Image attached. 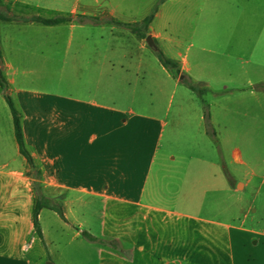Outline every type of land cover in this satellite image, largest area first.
Returning <instances> with one entry per match:
<instances>
[{"label": "crops", "instance_id": "obj_1", "mask_svg": "<svg viewBox=\"0 0 264 264\" xmlns=\"http://www.w3.org/2000/svg\"><path fill=\"white\" fill-rule=\"evenodd\" d=\"M7 1L127 24L142 22L158 4ZM191 2H163L143 37L107 22L2 24L4 74L23 116L26 144L42 170V193L51 199L46 190L54 191L53 201L62 204L66 221L43 209L39 220L44 241L35 235L33 179L0 88V264H31L29 254L37 242L45 256L46 210L59 216L60 234L76 226L77 238L85 231L119 241L120 249L90 241L97 248V264H264V167L260 176L251 168V175L238 182L223 157L246 164L243 148L235 142L237 118L228 105L249 96L260 100L261 95L230 90L227 80L210 72L207 49L196 29L188 45L167 35L178 26L177 17L183 25L192 20ZM208 2L196 9L197 22L205 20L207 9L215 14L221 9L215 0ZM175 6L183 15L170 13ZM64 31L67 36H62ZM149 35L180 65L184 78L211 92L210 121L221 130L220 147L206 141L204 96L161 64L146 41ZM48 60L53 62L54 83L41 88L36 80L42 71L35 61ZM242 72L247 75L246 68ZM215 84L224 85L223 90L211 89ZM144 92L150 93L149 103ZM245 189L262 197L260 216L239 207ZM95 215L97 230L90 223ZM38 258L41 264L40 254Z\"/></svg>", "mask_w": 264, "mask_h": 264}, {"label": "rangeland", "instance_id": "obj_2", "mask_svg": "<svg viewBox=\"0 0 264 264\" xmlns=\"http://www.w3.org/2000/svg\"><path fill=\"white\" fill-rule=\"evenodd\" d=\"M3 1L6 3H16L7 0ZM191 1L192 5L189 3V7L190 18L192 20H187L185 26L183 25V18L177 17L178 23H175L178 26L169 29L167 35L179 39L183 44L188 45L187 43L191 41V33L196 29L199 31V36L203 38V41L200 39V42L207 49L204 57L211 66L210 72L227 80L226 85L230 90L233 88H239L246 92L253 90L260 92L259 94L261 95L260 100L250 98L249 96L245 99L240 98L239 101H232L228 105L233 110L232 116L237 118L236 125L233 124V127L238 132V138L235 142L243 148V160H245L246 164H236L231 161L228 155H223V157L228 170L235 176V180L244 182L251 175L252 169H255L260 176L263 173L264 167V91L257 89V86L264 85V0H215L217 4H220L221 9L216 14L207 9L205 11V20L201 23L197 22V19L194 18L195 11L204 5H208L209 2L208 0ZM7 5L11 6L12 11L9 12L6 6L0 5V14L11 17H25L34 14H41L43 17H54L62 14L36 7H33L36 8L35 10L33 8L25 10L21 6ZM179 10L178 6H175L170 9V13L176 16L177 14L183 15L179 14ZM211 13L213 14L211 15ZM6 23L0 19V32L2 24ZM158 28L164 31V29ZM5 31V35H7L6 28ZM46 34L49 35L50 33ZM64 35L67 36L65 31L62 33V36ZM0 42L2 54L4 55L6 49L2 44L1 36ZM153 53L156 54L155 51ZM35 64H38L39 69L42 71H40L42 74L39 75V79L36 80L37 85H40L41 88L52 87L54 83L52 60L35 61ZM244 68L247 69V75H242V69ZM202 86L205 87L203 84ZM213 86L211 89L220 92L224 88L222 84H215ZM207 90L203 98L206 100L209 108V104L213 98L211 92L209 93V89ZM142 96L147 101L146 103H149L150 93L144 92ZM178 96L179 93L177 92L176 99H178ZM171 128L172 124L169 125L168 131ZM210 129V132L208 130L209 136L206 138V141L218 148L221 146L219 142L222 141L221 139L219 140L221 130L219 131L212 124L210 125ZM259 181V178H255L256 183ZM46 193L51 196V200L53 201L54 198L52 196L54 191L46 190ZM239 195L241 196L239 207L244 208L245 211L250 209L253 214L256 212L260 216L262 212V197H255L254 193L249 189L240 191ZM98 210L99 206L94 208V212H98ZM238 211H240V208ZM59 221H61L59 216L54 212L46 210L43 213L42 225L49 243L48 247L44 248L45 256H43L40 243L37 242L35 244L34 249L29 254L31 264H40L39 254L42 260L41 264H97L96 245L87 240L83 235L79 238L75 237V233L80 230L76 226L60 234L62 224ZM90 223L93 229L97 230L99 224L98 216H93ZM84 230H88V228L85 227Z\"/></svg>", "mask_w": 264, "mask_h": 264}, {"label": "trees", "instance_id": "obj_3", "mask_svg": "<svg viewBox=\"0 0 264 264\" xmlns=\"http://www.w3.org/2000/svg\"><path fill=\"white\" fill-rule=\"evenodd\" d=\"M163 2H165V0H159L153 12L148 17H146L142 22L135 24L122 23L111 17L101 18V17H86L81 15H63V14H58L54 17H43L41 16V14H34L25 17H17V16L11 17V16H6L4 14H0V19L4 22H14V21H22L25 23L33 22L46 26H55L59 24H71V23H84V22H94V23L107 22L112 25L127 28L131 30L134 34L143 37L144 34L148 31L149 25L154 19L155 14L158 11L159 5H161ZM7 4L9 5L12 4L15 7L21 6V8L25 10H30L31 8H33L32 6L29 5H22L20 3H11V2L6 3L3 0H0V5L6 6L7 10L11 12L12 11L11 6H8ZM35 9L36 8H33V10ZM155 52L161 64L167 70L172 72L175 78L182 76L180 65L176 61L166 57L165 54L159 48H157ZM182 82L185 83L190 90L197 93L198 96L201 98L208 91L206 88H202L199 84H195L188 79H184ZM0 88L13 114L15 135L20 147V151L22 155L26 158L29 166L28 176L33 179L34 203L32 209V218H33L35 235L38 238H40L42 241H44V236L42 233L40 220H39L40 212L43 209H50L56 212L65 221H66V217L64 214V209L62 204L58 202H53L50 198H48L42 193V184H41L42 170L38 167L33 155L31 154L26 144L25 134L23 129V116L22 113L19 111V109L16 107L13 98L11 97L10 85L4 74V59L1 50V42H0ZM257 89L264 91V85L262 84L257 86ZM205 119H206L207 129L210 132L211 124H210V112L208 106H205ZM82 235L91 242H98L100 244L113 247L115 249H120L119 241L116 239L113 240L98 239L85 231L82 233Z\"/></svg>", "mask_w": 264, "mask_h": 264}, {"label": "water", "instance_id": "obj_4", "mask_svg": "<svg viewBox=\"0 0 264 264\" xmlns=\"http://www.w3.org/2000/svg\"><path fill=\"white\" fill-rule=\"evenodd\" d=\"M146 41H147L148 45H149L153 50H157V45L155 44V41H154V39L152 38L151 35H149V36L146 38ZM181 79H184V76H183V75L181 76Z\"/></svg>", "mask_w": 264, "mask_h": 264}]
</instances>
